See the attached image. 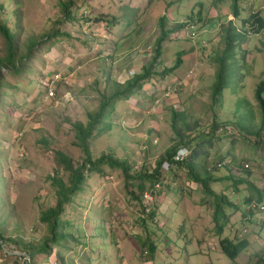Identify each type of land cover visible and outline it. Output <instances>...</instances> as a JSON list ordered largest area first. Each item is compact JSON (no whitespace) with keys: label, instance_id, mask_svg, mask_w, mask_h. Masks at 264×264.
<instances>
[{"label":"rangeland","instance_id":"1","mask_svg":"<svg viewBox=\"0 0 264 264\" xmlns=\"http://www.w3.org/2000/svg\"><path fill=\"white\" fill-rule=\"evenodd\" d=\"M69 1L0 0L7 14L18 11L22 55L29 38L40 40L53 32L61 35L50 42L39 41L38 47L19 62L18 72L0 66V231L7 240L0 244V264H264V212L248 208L258 198L256 190L264 193L263 109L255 96L264 76V28L254 34L257 26L242 22L255 12L264 21V0H239L238 19L230 14L233 0H71L75 20L66 21L60 3ZM179 5L188 10L176 16ZM138 7L140 11H134ZM191 10L194 21L189 22L194 29L190 31L197 39L192 43L187 32L174 39L179 19ZM200 10L205 15H197ZM113 16L116 21H112ZM163 16L165 27L174 29L162 45L160 66L154 71L160 73L173 66L175 53L190 46L193 54L183 57L176 70L179 76L173 79H185L184 88L162 99V79L156 75L147 82V90L129 98L130 105L140 102L136 110L129 111L128 104L117 102L114 112L103 120L110 130L98 137L95 132L96 138L90 140L91 157L108 155L127 160L132 173L143 169L151 172L158 157L177 142L171 128V109L183 113L189 127L185 130L178 124L183 135H189L188 139L212 138V146L196 148V162L215 178L231 173L236 181H244L237 185V193L231 181L212 184L214 191L224 193L237 206L226 209L229 220L222 235L214 233L211 200L188 180L185 171L171 168L166 172L169 168H162L165 183L159 189L161 195L148 199L154 201L150 211L155 212L154 221L158 220L154 223L147 218L150 212H145L147 195L139 196L138 201L132 199L129 193L134 188L126 187L121 171L103 165L102 174H86L83 192L61 217L65 232L73 239L54 246L49 256L28 258L16 242L37 245L47 235L38 214L56 203L49 178L68 181V172L58 165L55 152L70 157L75 167L82 163L84 156L74 145L72 123L85 124L87 113L98 109L101 96L119 88L117 81L123 73L127 77L131 76L129 70L140 73L153 55L160 33L158 20ZM0 18L7 20L10 28L15 27L13 19L8 20L1 12ZM229 23L233 32L244 33L245 38L234 41V61L226 69L224 89L221 97H213ZM122 25H126L124 29ZM63 34L72 36L68 40ZM58 41L59 52L54 48ZM7 53L0 36V60ZM56 74L59 79L53 97H49L43 81ZM261 99L264 102V93ZM225 126L234 133H219ZM195 146L196 142L187 150ZM200 202L205 203L202 209L206 211V217L200 216L202 224L192 213H185ZM148 233L155 235L153 256L142 245ZM224 238L247 243L235 261L220 250L219 241ZM100 240L104 244L99 245ZM99 248H103L102 253L93 257Z\"/></svg>","mask_w":264,"mask_h":264},{"label":"trees","instance_id":"2","mask_svg":"<svg viewBox=\"0 0 264 264\" xmlns=\"http://www.w3.org/2000/svg\"><path fill=\"white\" fill-rule=\"evenodd\" d=\"M239 0H233V11L230 13L234 19H238L240 17V7L238 6ZM72 1L70 0L68 3H60L63 17L66 21H74L75 16L72 14L70 8L72 7ZM198 6H202L199 3ZM129 10H132L128 8ZM134 11H140V7L135 9ZM0 12L3 13L7 19H13L15 23V27L12 29L7 23V20H3L0 18V36L6 43L7 46V56L4 59L0 60V66H4L11 72H18V65L23 57H28L34 48H37L41 42H50L51 40L57 39V37L61 36L58 32H53L51 34H46L40 37V40L35 38H29V42L27 44L26 54L22 55L19 51L20 39L19 34L21 30L20 26V16L18 15V11H14L11 14H7L2 3H0ZM201 10L197 13V15L201 14ZM195 17V16H194ZM199 17V16H198ZM114 19V20H113ZM116 17H112V21H116ZM198 21L200 18L197 19ZM85 22L89 20L84 19ZM193 20V14H191L188 18V21L185 23H181L178 25V28L183 30L186 27H191L194 29L193 24H191ZM97 23L98 21H92ZM230 22V21H228ZM243 23L250 22L252 26H257L254 29L255 33L258 34L264 28V21L260 19L259 12H255L250 16L246 21H242ZM101 23V21H99ZM159 37L155 42V48L152 49V56L146 65L141 66V71L139 74H135L132 78L126 79L123 83H118V89L113 92L109 96H101V101L98 109L94 113H87V122L85 124L81 122L72 123L71 127L74 131V145L79 147L82 152L84 159L80 165L76 167L72 163V159L62 153L61 151L55 152L56 161L59 166L66 172H68V181L64 182L61 178L57 176L50 177V184L54 188V194L56 197V203L54 206L49 207L44 210H40L38 214V222L46 227L47 235L41 238L40 242L37 245L32 243H19L25 251L27 252L28 258H33L35 255H44L49 256L53 253V247L59 245L61 242L72 238L69 234L65 232V222L62 221L61 217L63 216L66 207H68L71 203H73L74 198L79 193L83 192L85 182L87 179V173H95L102 174V166L105 165L111 170H120L124 181L126 183V187H133L134 192L131 191L129 195L132 196V199L138 201L139 196L141 199L143 198L144 193L151 191V194L154 198L160 196V188L163 183H165L164 174L162 171V165L164 163L168 164L169 172L171 168L172 170L180 169L186 172L188 180L196 184L201 188L203 196L209 198L211 200L212 207V223L214 225V233L216 236L222 235L226 224L228 223L229 217L227 216L226 209L227 208H237V206L231 202L226 195L222 193H217L213 190L212 184L216 182L223 181H231L232 182V190L234 193H237V185L243 183V180L236 181L233 175L230 173L226 177L215 178L210 171H208L203 166L199 165L196 162V148L199 145H209L212 146V138H202L201 140L193 137L192 139H188L189 135L182 134V128L188 130L189 127L184 123V114L180 113L174 109H171V128L173 133L177 138V142L165 150V152L158 157L155 161L154 169L151 172L146 171L145 169L135 171L132 173V166L128 163L127 160H120L118 158L102 155L97 159H92L89 144L90 140L100 136L101 134L108 132L111 128L109 124L104 123V118L107 114H112L114 112V105L119 101H125L131 98L133 95L142 90L143 86L153 77L158 75L162 80L161 90L164 88L165 81H168L167 78L169 75H172L180 66L181 59L177 57L176 62L173 66L169 68H164L160 73H157L155 70L156 67L160 66V58L162 54V45L167 40L171 30L165 27L166 25V17L163 16L159 18ZM107 24V22H106ZM244 24V25H245ZM109 25V23H108ZM232 23H229V27L227 30V35L225 39L227 40V45L225 47L224 57L219 58V69L217 71L216 80L212 87V96H220L225 86V72L226 69L233 64V50H234V41H240L245 38L244 33L233 32ZM243 34V35H242ZM68 39L71 38V35L63 34ZM264 46V42H263ZM150 50V47H148ZM226 59H229L226 62ZM244 67V65H243ZM238 68V67H237ZM149 83V82H148ZM264 93V76L263 79L258 84L255 96L262 104V126H264V102L261 99V95ZM179 123H181V127H178ZM216 128L212 129L214 132ZM96 132V137H95ZM196 142L195 149L192 151L189 150L188 156L181 161L173 160L176 153L184 148H188L193 143ZM168 174V173H167ZM158 184L159 188L155 189V185ZM195 185V186H196ZM160 189V190H159ZM254 190V188L252 187ZM128 192L129 189L127 190ZM258 194V198L256 202H259L264 198L263 191L256 190ZM140 199V200H141ZM251 201L249 197L247 203ZM149 221L153 222L155 218V212L152 211L147 216ZM145 227V226H144ZM146 230V228H144ZM153 234H146L144 241H142V245L147 249L150 256H153L156 252L155 243L152 241L151 236ZM73 239V238H72ZM7 242L4 239V235L2 231H0V244L2 242ZM11 241V240H8ZM247 243L244 241L234 242L228 238L221 239L219 241V247L221 252L231 261H235V259L239 256V254L246 248ZM28 264V263H27ZM74 264V263H72Z\"/></svg>","mask_w":264,"mask_h":264},{"label":"built area","instance_id":"3","mask_svg":"<svg viewBox=\"0 0 264 264\" xmlns=\"http://www.w3.org/2000/svg\"><path fill=\"white\" fill-rule=\"evenodd\" d=\"M193 28L191 27H186L183 30H181V32H177L175 33L174 39H180L181 36H183L185 34V32L189 33V39L191 40L192 43H194V41L197 39V34H194L193 32H191L190 30H192ZM204 44V43H203ZM205 46V45H204ZM128 72H131V76L128 78H132L135 74H137V72L129 70ZM129 73H127L128 75ZM191 75L192 72L190 71L189 73H187L186 76V80H191ZM59 76L56 74L53 77L49 76L45 78L44 85L47 88L48 91V96L49 97H53V90L55 88L56 83L58 82ZM185 85V79L184 80H177V81H165L164 83V88L162 89V99H167L170 98L172 95H175L178 93V91H181L184 88ZM219 133H224L226 135H232L234 133L233 129L230 126H225L223 129H219L218 131ZM189 151L184 148L179 150L176 155L174 156L173 160L175 161H181L184 158H186L188 156ZM220 166V165H218ZM163 169H168V164L164 163L162 165ZM247 168V167H246ZM159 188V185L156 184L155 185V189ZM147 195V196H146ZM146 196V205H145V212L148 214L151 211V205L153 204L154 201H149L148 199H152L153 195L151 194V191L144 193L143 198H145ZM154 198V197H153ZM248 208H252V209H258L260 211L264 212V198H262L261 201L259 202H251L249 204ZM144 210V208H143Z\"/></svg>","mask_w":264,"mask_h":264},{"label":"crops","instance_id":"4","mask_svg":"<svg viewBox=\"0 0 264 264\" xmlns=\"http://www.w3.org/2000/svg\"><path fill=\"white\" fill-rule=\"evenodd\" d=\"M176 1V0H175ZM220 1V0H219ZM129 7H131V8H135V7H132V6H129ZM188 9L186 8V10L185 11H187ZM185 11H183L182 10V6L181 5H179L178 7H177V12L176 13H174L176 16H177V14L178 13H182V12H185ZM202 13L205 15V13H204V11H202ZM191 14H193V11L191 10V11H189L184 17H182L181 19H179V22L180 23H185L186 21H188V20H185V17L186 16H190ZM230 15V14H229ZM260 16V15H259ZM184 18V19H183ZM170 19L171 20H174L172 17H170ZM228 19V18H227ZM173 22H176V21H173ZM125 26L126 25H122V27H120V28H122V29H124L125 28ZM174 29V28H173ZM172 29V30H173ZM171 30V32H173ZM176 31V32H175ZM174 32L175 33H177V32H181V29L180 28H178V29H174ZM72 36V35H71ZM68 39V38H67ZM68 40H70V39H68ZM165 43V42H164ZM60 44L61 43H59V41L55 44V46H54V48H55V50L58 48L59 50H56V51H60ZM163 46H164V44H163ZM148 49V48H147ZM163 49V48H162ZM162 52V51H161ZM193 51L191 50V47L189 46V47H183V48H181V50H179V51H177L176 53H175V56H177V57H180V59L182 60L183 59V57H187V58H189V56H191L193 53H192ZM138 54H139V52H138ZM139 56L141 57L142 55L141 54H139ZM182 63H183V61H182ZM178 70V69H177ZM186 72V71H185ZM182 75V74H181ZM177 76H179V74H176V71L172 74V75H169L167 78H169V79H167L168 81H173V79H175V78H177ZM47 77H49V76H47ZM46 78V77H45ZM126 79H128V77L123 73V75H121L119 78H118V83H123ZM146 84H148V83H146ZM144 85L143 86V88H142V90L141 91H139L138 93H136L135 95H137V94H142L145 90H147V88H148V86L147 85ZM146 87V88H145ZM157 92V91H156ZM134 95V96H135ZM131 99V98H130ZM130 99H128V100H130ZM128 100L127 101H123L122 102V106H124V104L123 103H125V104H128L127 106H128V108H129V111H133V110H136L137 109V107H138V103H140L139 101H138V103H137V101H134V103L132 104V105H130L129 104V102H128ZM121 109L123 110V108L121 107ZM252 188V187H251ZM258 188V187H257ZM214 190V189H213ZM217 193H221V192H217ZM222 194H224V193H222ZM225 195V194H224ZM168 195H166L165 197H167ZM171 201V200H170ZM163 205L166 207V205H167V202H165V203H163ZM193 205H194V209H189V212L188 211H185V213L186 214H191V215H195L196 216V220H197V222L199 223V224H202V222L204 221V220H202V218L201 217H206V214H205V212L203 211V209L202 208H204V205H205V203H202V202H200V203H198V204H195V203H193ZM197 206H201V207H197ZM196 207V208H195ZM166 209V208H165ZM170 209V207L168 208V210ZM167 210V209H166ZM167 210V211H168ZM212 210V209H211ZM201 216V217H200ZM211 217H212V213H211V215H210V220H211ZM156 221H158L157 219L154 221V223H156ZM205 225L206 224H204L203 226H204V228H205ZM96 234V233H95ZM148 234H153V233H148ZM144 236H146V234L144 235ZM152 236H153V238H152ZM151 236V239H154L155 238V235H152ZM97 239H100V238H97ZM104 244V241L103 240H100V241H98V244L99 245H101V244ZM102 249L103 248H99V249H97V251H95L94 253H92V256L93 257H99V255L102 253ZM86 250H87V248H86ZM90 252H91V250H89ZM87 254H89L88 253V251H87ZM95 258H93V259H95Z\"/></svg>","mask_w":264,"mask_h":264}]
</instances>
